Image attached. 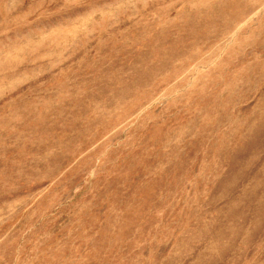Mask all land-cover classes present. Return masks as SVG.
Returning <instances> with one entry per match:
<instances>
[{"label": "rangeland", "instance_id": "374dc122", "mask_svg": "<svg viewBox=\"0 0 264 264\" xmlns=\"http://www.w3.org/2000/svg\"><path fill=\"white\" fill-rule=\"evenodd\" d=\"M0 264H264V0H0Z\"/></svg>", "mask_w": 264, "mask_h": 264}]
</instances>
